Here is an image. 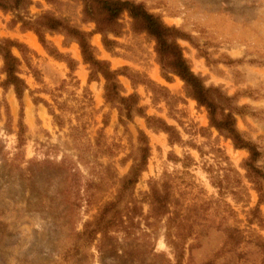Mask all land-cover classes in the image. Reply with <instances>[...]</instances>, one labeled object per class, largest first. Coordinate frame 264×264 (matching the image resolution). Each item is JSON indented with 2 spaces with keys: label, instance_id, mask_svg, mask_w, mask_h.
I'll return each instance as SVG.
<instances>
[{
  "label": "rangeland",
  "instance_id": "1",
  "mask_svg": "<svg viewBox=\"0 0 264 264\" xmlns=\"http://www.w3.org/2000/svg\"><path fill=\"white\" fill-rule=\"evenodd\" d=\"M135 1L186 34L177 41L191 69L206 86L232 98L239 110L236 127L257 144V164L264 168V0ZM81 11L80 0H31L23 13L34 18L49 12L90 31L99 58L108 60L112 69L127 67L146 80L133 84L120 74L124 94L137 92L146 113L172 125L178 139L170 140L138 115L120 123L118 109L103 97V77L89 79L91 69L76 41L61 32H46L64 56L57 58L33 30L0 9V38L20 44L22 52L15 46L11 50L27 85L22 96L26 127L18 149L20 103L11 86L3 87L0 56V264H169L166 258L174 264L163 222L146 227L140 220L142 228L155 232L153 252L144 251L142 238L120 237L102 254L76 235L116 191L114 178L94 189L95 198L87 204L85 183L100 181L105 165L117 177L128 171L138 129L148 137L150 155L134 196L142 199L152 179L171 178L183 214L209 226L196 227L200 232L187 240L181 264H264V249L255 245L264 239V182L259 194L244 167L247 149L234 147L210 125L206 108L186 94L177 75L169 80L162 76L155 41L132 30L127 13L119 18L120 34H109L114 44L107 50L94 22L85 20ZM68 59L73 60L72 69ZM72 167L79 178L74 190L78 206L69 201ZM147 208L145 204L144 212ZM225 227L242 235L234 249L226 242Z\"/></svg>",
  "mask_w": 264,
  "mask_h": 264
},
{
  "label": "trees",
  "instance_id": "2",
  "mask_svg": "<svg viewBox=\"0 0 264 264\" xmlns=\"http://www.w3.org/2000/svg\"><path fill=\"white\" fill-rule=\"evenodd\" d=\"M48 2H58L59 0H46ZM82 3V15L87 21L95 24L94 32L101 34V41L107 50H111L114 40L109 34L118 35L121 32L122 24L120 16L125 12L131 18V27L134 31L145 32L155 41V51L158 62L162 70V76L169 80L171 75H177L184 83L186 94L193 98L197 105L204 106L207 110L209 123L220 134L231 139L234 147L245 148L248 157L244 162L247 176L255 184V189L262 193L264 182V168L257 164L261 152L257 144L237 127L235 113H239L238 107L232 103V98L217 90L214 86H206L203 78L195 73L183 55L182 48L178 43L179 37L185 38L186 34L178 27L167 24L158 14L149 11L142 2L135 0H80ZM31 4V0H0V9L4 12L14 14V22H19L22 28L31 29L37 35L39 41L47 51L57 58H63V54L46 39V32H61L66 38L77 42L82 59L91 69L89 79L101 75L104 79L103 97L106 102L115 106L119 113V122L126 123L132 120L135 115L143 117L149 127L160 129L169 135L170 140H177L176 129L168 124L164 119L149 115L140 104V97L137 92L124 94L123 86L118 78L120 74L126 75L133 84L146 83V80L139 74L128 72L127 67L112 69L108 60L99 58L94 46L90 42V31L81 29L79 26L69 23L66 19L57 17L49 12L41 13L34 18L23 13ZM19 48L20 44L9 38H0V56L3 60V71L5 79L3 87H12L19 103L20 112L18 120L17 146L21 148L24 140L25 124L23 123V103L22 96L27 85L19 73V58L12 53L11 48ZM68 66L73 68V60L68 59ZM8 112V110H7ZM136 155L132 158V163L128 171L121 177H117L109 165L103 166V173L98 178L100 181L89 180L85 183V201L90 204L95 198V191L103 184H110L114 178L116 191L110 199L102 202L97 212L83 222L82 230L76 235L83 238L89 245H95L100 253H105L111 242L118 238L138 240L142 238L145 252H153L154 231L147 232L140 226L141 221H145L146 227L153 223L163 222V235L166 243L173 250L174 264H181L185 253V244L188 239L195 237L200 232L197 226H202L207 230L208 225L196 219L189 221L187 214H183L182 204L175 196V184L171 178L156 180L152 179L148 183V190L142 199L134 196L135 185L141 173L146 170L150 155V144L147 135L138 129ZM19 151L14 153L17 156ZM69 174L70 191L73 193L69 198L70 203L78 200V172L72 167ZM109 182V183H108ZM112 183V181H111ZM219 183V182H218ZM75 190V191H74ZM147 210L144 212V205ZM152 219L153 221H149ZM141 231V233H139ZM223 232L226 242L231 244V248L237 247L242 241V235L238 229L225 227ZM155 236H154V235ZM122 235V236H120ZM144 237H148L145 241ZM153 240V241H152ZM149 245V247H147ZM256 246L264 249V239H259ZM171 264V260L166 258Z\"/></svg>",
  "mask_w": 264,
  "mask_h": 264
}]
</instances>
